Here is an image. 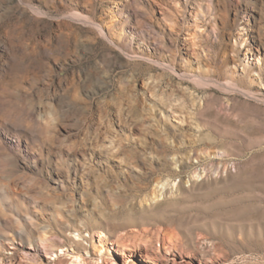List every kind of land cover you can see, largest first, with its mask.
<instances>
[{
    "label": "rangeland",
    "instance_id": "374dc122",
    "mask_svg": "<svg viewBox=\"0 0 264 264\" xmlns=\"http://www.w3.org/2000/svg\"><path fill=\"white\" fill-rule=\"evenodd\" d=\"M75 256L264 264V0H0V264Z\"/></svg>",
    "mask_w": 264,
    "mask_h": 264
},
{
    "label": "bare ground",
    "instance_id": "6f19581e",
    "mask_svg": "<svg viewBox=\"0 0 264 264\" xmlns=\"http://www.w3.org/2000/svg\"><path fill=\"white\" fill-rule=\"evenodd\" d=\"M160 231H161V229H160ZM110 244L112 245V246H115L116 248L118 247V248H121L123 251H125V250H128L129 248L126 246V245H119V244H117V243H112V242H110ZM149 248L150 249H152L153 251H155L151 246H150V243H149V241H146L145 242V249H144V253L146 254V255H149ZM156 252V251H155ZM46 253L48 254V255H52L53 253H54V251H46ZM148 257V256H147ZM149 259H151L150 258V256H149ZM108 262V259H106V261H105V263H107ZM73 263H76V264H85L86 263V261H85V259L84 258H82V257H74V261H73ZM153 263V262H152ZM155 264V263H154ZM157 264V263H156Z\"/></svg>",
    "mask_w": 264,
    "mask_h": 264
}]
</instances>
